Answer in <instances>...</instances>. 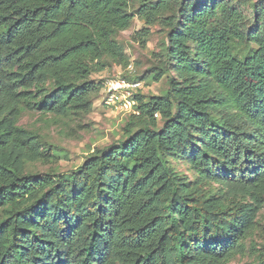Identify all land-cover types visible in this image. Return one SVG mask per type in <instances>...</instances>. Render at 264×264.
Listing matches in <instances>:
<instances>
[{"label": "trees", "instance_id": "1", "mask_svg": "<svg viewBox=\"0 0 264 264\" xmlns=\"http://www.w3.org/2000/svg\"><path fill=\"white\" fill-rule=\"evenodd\" d=\"M134 16L167 89L77 168L24 172L54 153L20 112L89 113ZM263 192L264 0H0V264H230Z\"/></svg>", "mask_w": 264, "mask_h": 264}, {"label": "rangeland", "instance_id": "2", "mask_svg": "<svg viewBox=\"0 0 264 264\" xmlns=\"http://www.w3.org/2000/svg\"><path fill=\"white\" fill-rule=\"evenodd\" d=\"M137 4L132 2L129 10L133 12ZM244 9L246 15L252 18L251 11ZM145 27L143 20L134 16L129 27L117 33L116 39L130 56L135 76L143 77V86L139 92L147 96L160 95L167 89V78L172 73H166L159 81H154L151 70L158 64L165 30L158 23L147 26L148 34L144 42L140 43L137 35ZM123 70L116 65L107 66L103 71L92 74L91 78L106 80L124 74ZM100 99H94L91 111L86 114L70 112L55 116L23 109L17 117V124L37 134L43 143L51 146L54 153L49 161L39 159L28 162L24 172L64 173L80 166L94 148H106L124 139L122 127L127 121L126 115L102 105ZM173 164L179 172L190 180L193 179V174L184 160L178 159ZM261 198L262 204L256 213L254 226L244 239L242 250L231 258L230 264L255 263L261 258L264 259V192Z\"/></svg>", "mask_w": 264, "mask_h": 264}, {"label": "built area", "instance_id": "3", "mask_svg": "<svg viewBox=\"0 0 264 264\" xmlns=\"http://www.w3.org/2000/svg\"><path fill=\"white\" fill-rule=\"evenodd\" d=\"M122 69L124 74L104 81L101 89V104L123 115L138 114L136 95L142 88L143 82L135 78V69L131 61Z\"/></svg>", "mask_w": 264, "mask_h": 264}]
</instances>
